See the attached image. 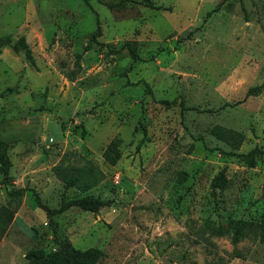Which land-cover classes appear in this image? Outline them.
I'll use <instances>...</instances> for the list:
<instances>
[{"label":"rangeland","instance_id":"rangeland-1","mask_svg":"<svg viewBox=\"0 0 264 264\" xmlns=\"http://www.w3.org/2000/svg\"><path fill=\"white\" fill-rule=\"evenodd\" d=\"M149 1L0 0V139L12 164L0 212H13L0 264H25L53 235L101 249L96 264H264V0ZM214 125L242 133L240 147ZM87 160L103 178L65 189L53 167ZM220 171L226 185L213 188ZM31 189L50 207L112 202L68 207L53 232Z\"/></svg>","mask_w":264,"mask_h":264},{"label":"trees","instance_id":"trees-1","mask_svg":"<svg viewBox=\"0 0 264 264\" xmlns=\"http://www.w3.org/2000/svg\"><path fill=\"white\" fill-rule=\"evenodd\" d=\"M144 1H146L148 5L152 4L149 0H141V2ZM84 2L87 5H89L88 0H84ZM218 8L219 5L207 11L204 19L208 17L212 12L217 11ZM96 23H97L96 29L94 32L90 34L89 37L91 41H95V42H96V37H98L101 34L97 18H96ZM14 46L15 48L23 49L26 59L29 61V63L34 65V59L31 55L30 48L28 44L24 41L23 37H19L16 40ZM124 46L126 47L129 55L134 60H139L137 52L132 45L126 42ZM107 47L109 51L118 50L110 45H107ZM125 73L126 71L124 72V74ZM144 87L145 90L147 91L149 90L147 88L146 83H144ZM252 90H256V88L249 89V92ZM60 129L62 132L64 131V126L61 123H60ZM83 133H84V129H82V134ZM211 133L221 141L231 146L233 149H238L244 140V135L242 133L237 132L235 130L224 128L220 125H214L211 128ZM113 145L114 143L110 142L103 152L104 157L107 160H109L111 163H114L116 159V156L112 153ZM256 150L257 149L254 148L250 152H254ZM230 154L235 155L236 153H230ZM11 165L12 164L8 156V145L5 141L0 139V174L2 176L1 178L2 184H10L12 181V176L9 174ZM53 170L55 175L62 182L63 187L65 189L70 186L90 188L92 186H95L103 178L102 171L91 160H87L85 161V163L81 165H76L71 163L64 165L59 163L53 167ZM225 185H226V179L224 173L220 171L213 178L211 182V186L213 188H220V187H224ZM27 189L28 188L26 187L16 188V189L12 188L10 189L9 193L13 195H20ZM31 190L33 192L37 206L40 207L42 210H44L46 215L49 217L53 232L56 228V222L52 221V216L62 212L68 207L75 205L84 210H88L96 213L98 212L100 207L110 205L112 202L111 200H103L99 197H94L92 195H84L66 201L62 200L58 207H50L46 205L44 202H42L36 191H34L33 189ZM12 216H13V212L11 211H6L5 213L3 211L0 212V234L4 232L7 223L8 221L11 220ZM255 230H256L255 231L256 234H258L260 237H264V209L261 214L259 222L255 225ZM240 234H241L240 231L238 230L235 231V234L233 235L232 238L233 243L237 242ZM53 242L55 244V247L48 250H46L42 246L27 249L24 253V258L26 260L25 264H96L104 254L101 249L96 247H90L85 249L76 248L71 244V242L68 239L59 238L56 235H53ZM224 263H225L224 259L218 257L214 260L207 262L206 264H224Z\"/></svg>","mask_w":264,"mask_h":264}]
</instances>
